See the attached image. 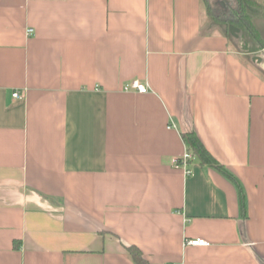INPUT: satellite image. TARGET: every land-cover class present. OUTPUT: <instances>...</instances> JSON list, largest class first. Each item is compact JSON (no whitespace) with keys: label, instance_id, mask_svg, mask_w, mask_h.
Wrapping results in <instances>:
<instances>
[{"label":"crops","instance_id":"0c3cea01","mask_svg":"<svg viewBox=\"0 0 264 264\" xmlns=\"http://www.w3.org/2000/svg\"><path fill=\"white\" fill-rule=\"evenodd\" d=\"M210 23L202 0H0V264H264L263 58Z\"/></svg>","mask_w":264,"mask_h":264},{"label":"trees","instance_id":"16d2710c","mask_svg":"<svg viewBox=\"0 0 264 264\" xmlns=\"http://www.w3.org/2000/svg\"><path fill=\"white\" fill-rule=\"evenodd\" d=\"M210 22H213L229 39H233L238 51L247 55L264 54V0H227L213 8L202 0ZM229 26L238 28L236 36L229 33ZM264 77V70H261ZM188 150L194 153L201 164L209 165L230 179L237 187L240 207L244 209V197L239 181L206 150L193 131L181 134ZM128 255L135 264H149L141 250L135 245L126 246Z\"/></svg>","mask_w":264,"mask_h":264},{"label":"built area","instance_id":"2783aa9c","mask_svg":"<svg viewBox=\"0 0 264 264\" xmlns=\"http://www.w3.org/2000/svg\"><path fill=\"white\" fill-rule=\"evenodd\" d=\"M28 34H31V29L26 30ZM131 87L134 88L137 92L139 93H146L149 90V87L146 83L141 82L139 80H132L130 83ZM13 97H18L19 94L17 92H14L12 94ZM174 127V126H168V128ZM191 153L189 151H186L182 156L174 159V164L175 166L181 167L186 174L190 173V169L188 167V161L191 158ZM185 244L189 245H206L207 242L204 239L201 238H194V239H189L185 241Z\"/></svg>","mask_w":264,"mask_h":264},{"label":"rangeland","instance_id":"374dc122","mask_svg":"<svg viewBox=\"0 0 264 264\" xmlns=\"http://www.w3.org/2000/svg\"><path fill=\"white\" fill-rule=\"evenodd\" d=\"M207 2L211 5V6H213V8H217L218 6H220V0H207ZM208 22H210L209 21V18H208ZM213 22H211L210 24H212ZM230 40V42H231V44H233V45H235L236 46V44H235V42L233 41V39H229ZM237 48V47H236ZM252 56H258V57H262L263 58V64H264V54L263 53H261V52H259V53H257L256 55L254 54V55H251V57Z\"/></svg>","mask_w":264,"mask_h":264},{"label":"water","instance_id":"95a60500","mask_svg":"<svg viewBox=\"0 0 264 264\" xmlns=\"http://www.w3.org/2000/svg\"><path fill=\"white\" fill-rule=\"evenodd\" d=\"M226 1H227V0H220V4L223 5ZM228 31H229V33H230L231 35L236 36V35H237V32H238V28L233 27V26H229ZM256 58H257L258 61H260V59H261V57H256ZM254 59H255V58H253V60H254Z\"/></svg>","mask_w":264,"mask_h":264}]
</instances>
